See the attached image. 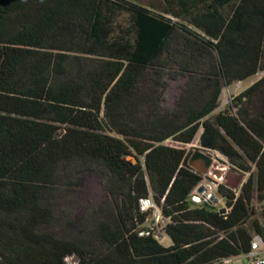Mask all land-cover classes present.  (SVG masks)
Segmentation results:
<instances>
[{
  "label": "trees",
  "instance_id": "trees-1",
  "mask_svg": "<svg viewBox=\"0 0 264 264\" xmlns=\"http://www.w3.org/2000/svg\"><path fill=\"white\" fill-rule=\"evenodd\" d=\"M264 0H0V264H208L248 252L264 221ZM170 80H182L172 107ZM249 173L227 211L190 193L192 143ZM110 171L115 221L59 237L54 200L83 168ZM172 243L138 234L139 199ZM165 200L162 201V198ZM264 214V211H263Z\"/></svg>",
  "mask_w": 264,
  "mask_h": 264
},
{
  "label": "rangeland",
  "instance_id": "rangeland-1",
  "mask_svg": "<svg viewBox=\"0 0 264 264\" xmlns=\"http://www.w3.org/2000/svg\"><path fill=\"white\" fill-rule=\"evenodd\" d=\"M264 75V70L256 75L240 82L226 86L223 89L220 104L226 107L228 102L243 89L250 86ZM182 80H170L166 91L164 105L172 107L175 98L180 93ZM199 131L192 143H180L168 139V144L187 147L192 153L195 149H202L215 158V162L208 178L217 179L227 186L240 190L242 184L247 180L249 173L236 169L222 153L204 149L200 145ZM76 184L65 185L55 196L54 210L55 221L51 225L52 231L59 237L76 238L88 233H95L102 223H112L115 221L116 212L112 196L108 191L110 171L104 166H93L82 168L77 174ZM225 199L219 200L218 207L225 206ZM255 213L252 215L249 224L257 218L264 221V199L260 201L255 197L252 201ZM166 242H169L167 239ZM243 259L238 258L233 264H243ZM227 264V263H224Z\"/></svg>",
  "mask_w": 264,
  "mask_h": 264
},
{
  "label": "built area",
  "instance_id": "built-area-1",
  "mask_svg": "<svg viewBox=\"0 0 264 264\" xmlns=\"http://www.w3.org/2000/svg\"><path fill=\"white\" fill-rule=\"evenodd\" d=\"M205 174L204 178L196 185L194 190L190 193L189 199L194 205L203 203L212 204L218 206L219 200H223L224 197L219 193L218 187L221 181L208 178ZM165 197L162 198V201ZM139 211L144 214V220L138 223L136 231L143 237H154L161 243L167 244L166 240H170V236L166 231V225L170 220L164 213L161 205H159L152 194L143 196L139 199ZM223 207V206H221ZM226 211L228 210L226 204ZM242 258L243 264H264V235L255 233L251 248L248 252L242 253L238 256H229L219 258L208 264H233L236 259ZM67 264H79V258L77 255H68L66 257Z\"/></svg>",
  "mask_w": 264,
  "mask_h": 264
},
{
  "label": "water",
  "instance_id": "water-1",
  "mask_svg": "<svg viewBox=\"0 0 264 264\" xmlns=\"http://www.w3.org/2000/svg\"><path fill=\"white\" fill-rule=\"evenodd\" d=\"M214 162L215 158L202 149H195L189 159V164L192 167L199 169L205 174H208L210 172ZM220 211L225 212L226 207H221Z\"/></svg>",
  "mask_w": 264,
  "mask_h": 264
},
{
  "label": "crops",
  "instance_id": "crops-1",
  "mask_svg": "<svg viewBox=\"0 0 264 264\" xmlns=\"http://www.w3.org/2000/svg\"><path fill=\"white\" fill-rule=\"evenodd\" d=\"M241 83H242V81H241ZM223 93V92H222ZM220 100H222V95H221V99ZM225 107H222L221 106V104H220V106L218 107V109L216 110V112H218V111H220V110H223ZM202 131H203V128H201L200 130H199V140H200V136H201V133H202ZM187 148V147H186ZM172 243V240L170 239L169 240V242H167V244L166 245H170Z\"/></svg>",
  "mask_w": 264,
  "mask_h": 264
}]
</instances>
